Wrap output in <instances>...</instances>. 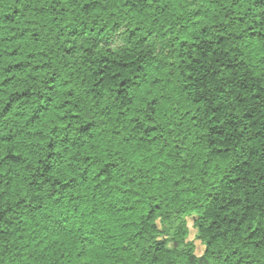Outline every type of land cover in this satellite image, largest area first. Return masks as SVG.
<instances>
[{
    "label": "clouds",
    "instance_id": "9594fccd",
    "mask_svg": "<svg viewBox=\"0 0 264 264\" xmlns=\"http://www.w3.org/2000/svg\"><path fill=\"white\" fill-rule=\"evenodd\" d=\"M0 264H264V0H0Z\"/></svg>",
    "mask_w": 264,
    "mask_h": 264
}]
</instances>
